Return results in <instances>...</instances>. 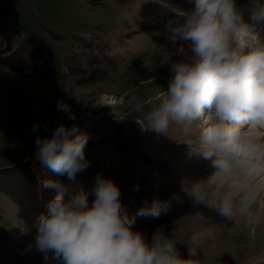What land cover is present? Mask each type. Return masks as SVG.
Wrapping results in <instances>:
<instances>
[{
	"label": "rangeland",
	"instance_id": "1",
	"mask_svg": "<svg viewBox=\"0 0 264 264\" xmlns=\"http://www.w3.org/2000/svg\"><path fill=\"white\" fill-rule=\"evenodd\" d=\"M249 3L236 0L244 20L251 23L246 7ZM192 7L189 0H10L3 47L11 49L0 53V223L13 231L12 241L0 239V264H44L43 255L34 247L37 234L31 230L34 219L29 210L40 200L37 194L42 180L51 178L69 185L63 176L49 177L48 173H53L35 159V140L51 135L61 122L68 126L75 123L89 136L85 152L91 164L85 172L94 178L102 172L129 197L138 187L150 200L168 203V211L159 217L137 216L134 230L146 233L150 240L157 228H163L181 243L177 247L185 258L184 244L193 231L205 233L193 264H264V190H260L264 185V156L238 158L248 163L244 173H258L248 190L247 177L234 183L224 178L215 180L212 160L198 153L199 135L206 121L193 124L188 134L175 123L167 135L147 129L150 123L146 115L168 89L172 64L194 57L190 42L169 38L177 12ZM56 34L69 39L97 36L111 61L97 62L78 75L65 74L68 71L64 69L62 75L59 67L50 71L44 63L48 51L38 62L19 53L11 56L25 37L41 42L46 49L56 47L51 40ZM244 43L247 48L264 46V25H257L256 34ZM129 94L144 103L143 111L129 115ZM59 100L71 105L76 121L57 110ZM33 124L41 125L38 131L31 130ZM119 129L137 148L128 145L124 149L119 144ZM263 135V126L246 128V138L254 143ZM197 182L221 196L231 194L249 214L230 221L206 205H193L188 191ZM90 184L85 180L80 183L84 189ZM50 194L45 190L46 196ZM257 195V203L251 208ZM93 199L89 194L90 204ZM128 205L124 212L132 213L130 218L143 206L130 201ZM41 207H45L43 202ZM49 264L58 262L50 260Z\"/></svg>",
	"mask_w": 264,
	"mask_h": 264
},
{
	"label": "clouds",
	"instance_id": "2",
	"mask_svg": "<svg viewBox=\"0 0 264 264\" xmlns=\"http://www.w3.org/2000/svg\"><path fill=\"white\" fill-rule=\"evenodd\" d=\"M193 7L177 12L170 27V39L190 42L194 57L172 64V77L158 106L146 115L151 129L167 135L171 124L183 126L188 134L193 124L204 120L200 150L213 166L224 173L237 167V158L264 156V144L245 136L243 127L264 126V46L247 48L244 41L264 25V3L250 0L246 7L251 23L244 20L236 0H189ZM180 51H183L181 47ZM129 115L144 110V103L128 95ZM57 110L76 121L71 105L57 102ZM207 111V115H206ZM231 122V123H229ZM46 126V125H45ZM40 124H33L36 132ZM87 133L77 125L61 122L51 135L37 136L35 159L58 176L74 181L90 167L86 158ZM44 190L54 193L45 204L46 212L37 217L34 247L44 264H193L205 233L193 231L187 241L188 258L182 256L173 235L157 228L149 240L134 230L139 217H159L168 211L167 202L154 198L129 218L122 211L121 190L110 177L98 172L89 191L74 189L58 180L41 181ZM193 205H206L232 221L248 215V209L234 202L231 194L210 192L203 182L188 191Z\"/></svg>",
	"mask_w": 264,
	"mask_h": 264
},
{
	"label": "trees",
	"instance_id": "3",
	"mask_svg": "<svg viewBox=\"0 0 264 264\" xmlns=\"http://www.w3.org/2000/svg\"><path fill=\"white\" fill-rule=\"evenodd\" d=\"M10 0H0V7L3 6V8H0V53H6L7 51L10 52L11 47H3L4 42L7 40V23H6V17L8 13ZM3 9V10H2ZM55 34V33H54ZM53 40V43L56 47H51L49 49L44 48L43 44L37 43L32 39L31 37H25L21 40L20 43L17 45V51L11 54V56H14L15 54H21L23 57H26L28 60L31 58L38 62L40 61L46 51H48L44 63L47 64L50 71L52 69H58L60 68V74L63 75V70L67 69L68 73L65 74H71V72H76L72 75H78L80 73H77L78 71L82 72L85 70L90 69L91 67L97 66V62L99 63H105L111 61V59L107 58V53L102 51L101 48L105 47L103 46L102 42H99L98 37L95 36L94 38L87 39L86 37H72L67 38L56 34L55 38H51ZM73 40V41H72ZM106 46H109V44H106ZM3 47V48H2ZM96 47V51L99 52L100 57L98 53L93 50V48ZM97 55V56H96ZM31 57V58H28ZM76 65V66H75ZM38 70V67H37ZM57 72V71H56ZM117 131V130H116ZM118 134V141L119 144L126 149L129 145L130 147L137 148L136 146H133L134 140L132 138H126V135L122 133L121 129L117 131ZM122 149V150H124ZM129 152H133L134 150L129 149ZM47 172H50L49 170ZM44 174V173H41ZM49 174V177H55V174ZM45 175V174H44ZM67 176H63L64 183L68 184L70 187L74 189H79L82 187L80 183L82 181L91 182V186H87L85 190L92 189V185L94 184V177L87 172H81L78 173L74 181H70L66 179ZM87 185V184H85ZM137 189V191H136ZM121 190V207L122 211L126 212V209L129 207L128 203L130 202H138L141 205H144V203L147 201L148 203H151L152 200L149 199V196H147L145 193H139V188L135 187L132 192V197L127 196L124 194V190ZM136 191V193H134ZM123 192V194H122ZM52 193V192H51ZM54 193L50 195H45V190L41 188V191L38 192L37 195H39L40 200H37V203H35L34 207H31L29 210L30 217L33 220V224L31 227V230L34 234L37 233V217L41 214L46 212V208L44 209L41 207V203L43 202L46 204L52 197ZM91 194V193H90ZM42 211H39L41 210ZM34 211V213H32ZM131 212V211H130ZM136 214V212H134ZM132 214V213H131ZM131 214H127V216L130 218ZM133 215V214H132ZM2 220L0 216V221ZM12 228L8 226L7 224L0 223V239H4V241L9 242L12 241Z\"/></svg>",
	"mask_w": 264,
	"mask_h": 264
},
{
	"label": "bare ground",
	"instance_id": "4",
	"mask_svg": "<svg viewBox=\"0 0 264 264\" xmlns=\"http://www.w3.org/2000/svg\"><path fill=\"white\" fill-rule=\"evenodd\" d=\"M245 21H247V20H245ZM258 141H259V143L263 142L264 141V135H263V137L262 136L258 137ZM239 162L240 161L237 158V167H235L231 173H224L222 171H218V169L216 168L215 173L213 174V177L215 178V180L224 178L225 181H227V182L232 181L233 183L236 180L243 179V178L247 177L246 180L248 181V184L250 186L247 189L249 190L251 188V185H254L253 179H255V176L258 175V173H255V172L252 173V171H247V173H244L243 170H248L247 169L248 163L247 162L243 163V161L240 163ZM211 166H213V163H211ZM234 171H235V176L233 177L232 174ZM260 190H264V185L262 186V188ZM257 199H258V195H257L256 199L253 201V203L251 204V208L254 207V205L257 203Z\"/></svg>",
	"mask_w": 264,
	"mask_h": 264
}]
</instances>
